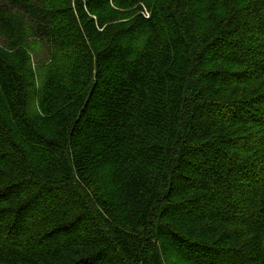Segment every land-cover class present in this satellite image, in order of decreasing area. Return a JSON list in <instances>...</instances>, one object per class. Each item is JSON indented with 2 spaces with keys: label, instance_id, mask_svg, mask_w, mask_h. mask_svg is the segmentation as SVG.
<instances>
[{
  "label": "trees",
  "instance_id": "trees-1",
  "mask_svg": "<svg viewBox=\"0 0 264 264\" xmlns=\"http://www.w3.org/2000/svg\"><path fill=\"white\" fill-rule=\"evenodd\" d=\"M0 264H264V0H0Z\"/></svg>",
  "mask_w": 264,
  "mask_h": 264
},
{
  "label": "rangeland",
  "instance_id": "rangeland-1",
  "mask_svg": "<svg viewBox=\"0 0 264 264\" xmlns=\"http://www.w3.org/2000/svg\"><path fill=\"white\" fill-rule=\"evenodd\" d=\"M34 38L35 37L29 40V42H32L33 45V56L36 62L35 65H40L41 61L45 62L46 64L50 63L51 59L49 45L45 41L36 40Z\"/></svg>",
  "mask_w": 264,
  "mask_h": 264
}]
</instances>
